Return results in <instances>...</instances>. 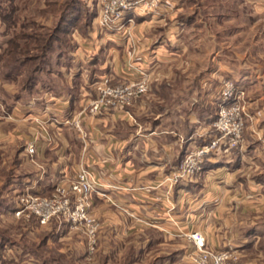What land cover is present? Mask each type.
Here are the masks:
<instances>
[{
    "label": "crops",
    "instance_id": "0c3cea01",
    "mask_svg": "<svg viewBox=\"0 0 264 264\" xmlns=\"http://www.w3.org/2000/svg\"><path fill=\"white\" fill-rule=\"evenodd\" d=\"M254 2L252 17L256 24L263 23L249 30L256 49L246 48L241 31L228 33L226 26L219 25L223 31L217 38L223 46L213 52L190 51L186 65L180 51H174L177 39L172 26L178 9L174 1L170 10L160 11L161 16L140 20L128 36L126 32L100 35L93 23L86 27V34L76 30L77 46L69 51L67 61L61 55L57 63L63 87L43 93L48 115L43 118L48 124L41 118L15 119V106L8 114L11 119L0 118V264L82 263L76 251L79 239L84 243L83 235L57 221L41 227L13 215L17 194L30 189L49 195L56 185L72 180L82 166L107 196L92 199V212L102 226L101 241L112 240L113 234L149 229L169 233V239L172 233L184 237L201 232L208 249H236L241 259L237 264H247L249 259L244 257L249 251L251 264H264L263 241L254 234L264 209V1ZM198 22L193 18L192 30ZM191 38L194 48L215 39L200 30L192 31ZM110 44L123 49L106 51ZM181 73L188 75L180 78ZM142 74L148 76L151 90L128 109L135 122L123 111L96 116L83 112L96 96L97 78L110 75L116 83H124ZM224 78L244 91L246 108L257 109L254 122L245 128L233 156L206 164L193 182L178 183L167 194L165 184L157 185L212 133ZM50 114L65 121L80 114L86 138L65 126V121L56 127L49 122ZM31 144L35 147L32 158L26 151ZM242 215L250 216L248 224L236 220ZM244 230L250 233L249 241L235 235ZM184 241L191 249V243Z\"/></svg>",
    "mask_w": 264,
    "mask_h": 264
},
{
    "label": "rangeland",
    "instance_id": "374dc122",
    "mask_svg": "<svg viewBox=\"0 0 264 264\" xmlns=\"http://www.w3.org/2000/svg\"><path fill=\"white\" fill-rule=\"evenodd\" d=\"M173 1L178 7L172 26L175 28L174 35L177 39L175 42L177 49L174 51H180L179 55L184 65L187 64L186 62L190 61V51L213 52L218 51L220 46H223L222 42L217 38V34L223 31V28H219V25L222 27L226 26L228 33L241 31L243 33L242 37L246 39V48L249 51L250 49H256L252 44L253 37L249 30L252 29V26L257 28L263 25L262 22L256 24L255 19L252 17L251 7L252 4L255 3L254 1L257 0ZM74 10H79V18L82 17L85 22H87V19H91V23L95 25V29L100 35H112L99 28L97 21L99 0H0V118L1 115H3L5 119H11V115L8 114L15 106L18 111V117L15 119L23 121L28 118H41L44 124H48L47 118H43V115L48 116L46 103L43 101V93L44 91L48 92V89L52 87L58 89L63 87V80L59 77V66L57 67V63L60 58V60L63 59V57H59L60 52L65 51L62 61H67L68 58L66 57L69 51H73L78 44V36H73L76 30L80 33L77 26L66 23V20L70 18V13H75ZM159 14L161 16V12H158L156 15L158 16ZM148 18L150 17L137 18L136 25L140 20H147ZM193 18L199 21L198 24H195L196 26L193 27L194 30H192L190 26ZM241 18L246 22L245 24L242 23ZM224 20L227 21L226 24ZM169 26L170 25L166 23L164 27L167 28ZM247 27L248 29H246ZM65 29H68V31L65 32ZM199 30L206 35H213L215 39L211 41L205 40L203 41L204 43L201 45L199 44V47L194 48L191 38L192 31L196 33ZM161 32L163 33V29ZM49 39H51L52 49L46 54L45 45ZM230 43L233 48L235 41L233 40ZM110 45L111 48H106V51H122L123 49L113 44ZM99 51H104V49ZM187 73H189L190 76V72ZM187 73H181L180 78L187 76ZM143 75H145V78L149 81L148 76L146 74H142V76ZM102 77H110L112 79V85H121L128 82L116 83L115 79L110 75ZM100 78H97L94 83L99 81ZM224 79L234 82L229 78ZM138 101L139 99L136 103ZM246 107L247 100L245 99V112L247 115L245 118V128L252 125V122H254V114L257 111V109L251 111ZM129 108H127L125 112H128ZM217 109L218 105L216 111ZM71 112L74 114V111ZM251 113L252 115H250ZM61 116L64 117V114ZM49 117V122L54 123L56 127L65 125L57 124V122H64V118L57 120V118L51 114ZM68 119L70 120V118ZM215 119L216 114L212 120L210 129ZM65 126L73 128L71 125ZM215 136H217L216 133L212 131L210 136H208L203 143L193 147L190 151L196 147L209 143ZM240 146L230 155L222 154V158L216 161L219 162L222 159L230 158ZM208 163L209 162H206L205 165ZM205 165L202 172L197 174L190 183L193 182L196 177L204 173ZM8 176L9 174H6V177ZM52 192L53 190L51 193ZM32 193L40 196L51 195V193H49V195H42L36 192ZM262 195L264 196V190H262ZM17 196H19V194H17ZM17 196L14 199V208L16 206ZM236 217L237 221L241 220L240 223L242 221L243 223H249L250 216L248 215H242L240 219L238 216ZM257 224L259 231L254 232V234L258 235L261 241H263L260 245H264V209L259 215ZM242 225L246 228L244 224ZM169 235V233L158 232L155 229L128 235H121L120 233L113 234L112 240L110 241H101L99 238L97 250L92 255H89L86 251L85 240L84 243H81L82 239H79V248L76 252L82 258V263L80 264H128L130 260L138 258L141 261L138 263L137 260H135V264H189L186 255L192 248L190 249L189 245L184 241L186 239L185 236L183 237L182 233H172L173 238H170V240L168 238ZM235 235L238 236L239 240L240 238L248 240L250 233L244 230V232L240 233L237 231ZM227 249L229 248L226 247L222 250ZM234 250L236 251V249ZM245 253H247V256L244 257V259H249L247 264L254 262V260H251L253 254L250 251ZM237 254L240 256L239 252H237ZM239 260L241 259L238 258L237 263H240ZM233 263L234 262L231 264Z\"/></svg>",
    "mask_w": 264,
    "mask_h": 264
},
{
    "label": "built area",
    "instance_id": "2783aa9c",
    "mask_svg": "<svg viewBox=\"0 0 264 264\" xmlns=\"http://www.w3.org/2000/svg\"><path fill=\"white\" fill-rule=\"evenodd\" d=\"M172 3L173 0H99V28L108 34L126 32L128 36L135 27L137 18H151L161 10H170ZM111 82L110 77H102L93 84L96 97L89 101L83 112L88 111L94 116L115 110L125 112L150 90V83L145 75L121 85H112ZM218 99L216 119L211 127L217 136L209 143L189 151L178 167L157 185L159 187L165 184L168 187L167 194L178 183L192 181L202 172L206 162L216 163V160L222 158V154L230 155L241 145L247 117L244 91L234 82L224 79ZM125 114L134 122L128 112ZM64 123L75 128L82 139L86 138L80 114ZM26 151L32 158L35 154L34 145H28ZM99 187L91 171L82 166L72 180L56 185L50 196L33 194L30 189L19 194L13 215L16 219L33 221L41 227L52 221L65 223L70 230L83 235L86 251L92 255L97 250L102 227L100 220L92 212V199L94 196L107 198ZM185 238L192 245L186 255L189 264H236L238 261L239 255L234 249H208L201 232L185 235Z\"/></svg>",
    "mask_w": 264,
    "mask_h": 264
},
{
    "label": "trees",
    "instance_id": "16d2710c",
    "mask_svg": "<svg viewBox=\"0 0 264 264\" xmlns=\"http://www.w3.org/2000/svg\"><path fill=\"white\" fill-rule=\"evenodd\" d=\"M73 7V6H72ZM70 8H71V6H70ZM74 9V8H73ZM75 11V13L73 12L72 14L70 13V18H68L67 20H66V23H68L69 25H76L77 26V29L79 30V32L80 33H82V34H86V27H89L90 26V24H91V19H87V22H85L84 20H83V18L82 17H80L79 18V15H78V13H79V10H74ZM68 14V13H67ZM66 14V15H67ZM65 16V15H64ZM67 18V17H66ZM70 27V26H69ZM69 29V28H68ZM68 29H65V32H67L68 31ZM51 39H49L48 41H47V44L45 45V53L47 54V53H49L50 51H51V49H52V45H51ZM65 52V51H64ZM64 52H60L59 53V57L61 56V55H63V53ZM14 207V206H13ZM63 224H65V223H63ZM66 225V224H65Z\"/></svg>",
    "mask_w": 264,
    "mask_h": 264
}]
</instances>
